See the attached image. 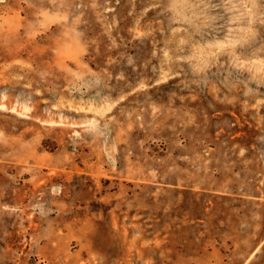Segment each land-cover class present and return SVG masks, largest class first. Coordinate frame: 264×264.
Instances as JSON below:
<instances>
[{
    "label": "rangeland",
    "instance_id": "obj_1",
    "mask_svg": "<svg viewBox=\"0 0 264 264\" xmlns=\"http://www.w3.org/2000/svg\"><path fill=\"white\" fill-rule=\"evenodd\" d=\"M0 264H264V0H0Z\"/></svg>",
    "mask_w": 264,
    "mask_h": 264
}]
</instances>
